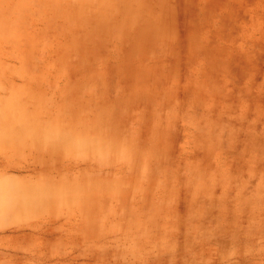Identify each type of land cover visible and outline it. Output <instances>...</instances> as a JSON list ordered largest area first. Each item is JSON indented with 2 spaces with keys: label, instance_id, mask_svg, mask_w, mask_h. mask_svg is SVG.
<instances>
[{
  "label": "rangeland",
  "instance_id": "rangeland-1",
  "mask_svg": "<svg viewBox=\"0 0 264 264\" xmlns=\"http://www.w3.org/2000/svg\"><path fill=\"white\" fill-rule=\"evenodd\" d=\"M0 264H264V0H0Z\"/></svg>",
  "mask_w": 264,
  "mask_h": 264
}]
</instances>
